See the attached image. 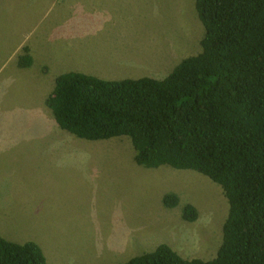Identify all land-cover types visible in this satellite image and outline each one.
I'll list each match as a JSON object with an SVG mask.
<instances>
[{"label":"rangeland","instance_id":"obj_1","mask_svg":"<svg viewBox=\"0 0 264 264\" xmlns=\"http://www.w3.org/2000/svg\"><path fill=\"white\" fill-rule=\"evenodd\" d=\"M204 34L196 0H0V236L37 242L48 264H122L162 243L215 257L229 210L219 184L138 166L130 138H78L46 105L69 71L162 78L202 51ZM188 203L196 221L182 218Z\"/></svg>","mask_w":264,"mask_h":264},{"label":"trees","instance_id":"obj_2","mask_svg":"<svg viewBox=\"0 0 264 264\" xmlns=\"http://www.w3.org/2000/svg\"><path fill=\"white\" fill-rule=\"evenodd\" d=\"M202 51L166 76L107 80L60 74L46 99L57 124L89 141L128 137L134 162L197 171L219 184L229 210L212 259L166 243L122 264H264V0H196ZM28 47H25V50ZM30 54L19 64L29 67ZM166 207L179 205L174 192ZM182 218L196 221L195 205ZM0 264H48L35 241L0 236Z\"/></svg>","mask_w":264,"mask_h":264},{"label":"crops","instance_id":"obj_3","mask_svg":"<svg viewBox=\"0 0 264 264\" xmlns=\"http://www.w3.org/2000/svg\"><path fill=\"white\" fill-rule=\"evenodd\" d=\"M14 49L13 50H11V53L9 54V58H11L12 60L15 58L14 57Z\"/></svg>","mask_w":264,"mask_h":264}]
</instances>
